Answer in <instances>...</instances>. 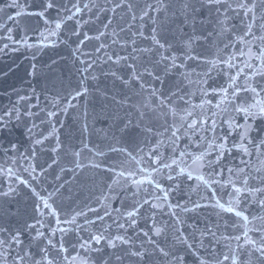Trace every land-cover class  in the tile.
<instances>
[{
	"label": "snow or ice",
	"instance_id": "snow-or-ice-1",
	"mask_svg": "<svg viewBox=\"0 0 264 264\" xmlns=\"http://www.w3.org/2000/svg\"><path fill=\"white\" fill-rule=\"evenodd\" d=\"M40 8L30 11L19 0L0 6V12L20 9L7 16L17 30L20 17H39L46 25L37 43H29L27 29L15 39L7 28L0 52L41 47L72 21L62 43L75 45L72 56L82 67L78 88L42 110L41 123L52 131L34 143L54 136L51 152L62 149L54 118L89 94L87 81L97 78L90 74L102 63L112 66L104 75L138 86L141 102L131 105L136 120L126 119L119 130L135 140L136 155L110 147L125 157L119 171L83 164L81 151L92 148L82 142L71 153L72 168L61 173L103 167L115 178L95 198L98 207L89 203L71 213L56 203L66 187L61 175L43 195L33 186L46 173L41 167L37 174L34 149L31 156L11 157L0 166V200L11 202L17 186L35 199L32 222L22 227L11 222V208L0 211V264H97L95 258L99 264H187L188 258L192 264H264V0H41ZM49 10L56 11L52 19ZM95 24L92 35L83 31ZM93 41L92 50L83 51ZM13 113L19 119L14 108L0 116V126ZM112 200L120 206L111 207ZM204 209H212L215 220L202 218Z\"/></svg>",
	"mask_w": 264,
	"mask_h": 264
},
{
	"label": "water",
	"instance_id": "water-1",
	"mask_svg": "<svg viewBox=\"0 0 264 264\" xmlns=\"http://www.w3.org/2000/svg\"><path fill=\"white\" fill-rule=\"evenodd\" d=\"M9 2L10 0H0V6ZM137 2L143 5L144 0H137ZM19 3L28 5L30 11L41 10V0H19ZM18 10L20 9H5L0 12V25H4V27H0V37L6 34L7 28H13L14 38L19 39L27 29L29 43H37L40 40L39 33L46 28L43 19L35 16L20 17L18 18L19 30H17L16 25L7 20V16H14ZM46 15L52 19L56 16V11L49 10ZM88 18L87 14L83 17L85 20ZM74 27V22H67L57 36H50L48 40L43 41L41 47L27 48L23 45H14L13 47H18L19 51L0 52V116L14 108L20 113L19 119L13 113L12 118L5 121L6 126H0V166L9 165L11 157L19 158L21 154L31 156L33 149L36 156L32 162L37 166L55 146L56 138L54 136H49L39 145L34 141L48 136L52 131L49 123H41L42 120H46L45 111L42 110H51L50 102L53 97L66 96L68 92L79 86L81 76L78 69L82 65L73 59L72 50L75 45L71 42L62 43L67 40L68 34ZM98 27V24L88 25L83 28V31L92 35L93 31L89 29ZM45 35H47L46 32ZM3 43H8V41L0 40V47L3 46ZM95 43V41L88 43L83 51H91ZM110 68H112L111 65L101 63L90 74L97 78L87 81L89 94L76 101L75 108L54 118L57 121L55 124L56 136L59 137L60 142L74 129L112 83L114 78L104 75ZM113 70L115 69L113 68ZM20 97H26V99L20 100ZM28 111L37 115H25ZM33 124L37 127L33 128ZM13 144L16 145L15 151L11 150ZM23 166L26 167L27 164ZM23 176L25 178L27 174H23Z\"/></svg>",
	"mask_w": 264,
	"mask_h": 264
}]
</instances>
